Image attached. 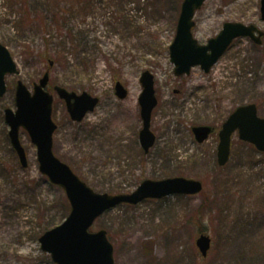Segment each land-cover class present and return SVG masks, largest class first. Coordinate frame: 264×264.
Wrapping results in <instances>:
<instances>
[{
  "label": "rangeland",
  "instance_id": "374dc122",
  "mask_svg": "<svg viewBox=\"0 0 264 264\" xmlns=\"http://www.w3.org/2000/svg\"><path fill=\"white\" fill-rule=\"evenodd\" d=\"M184 0H0V45L19 70L6 77L0 97V264H55L40 238L61 225L71 206L63 188L40 171L27 131L23 168L13 149L5 111L17 110L16 84L34 85L50 69L54 97V153L98 194H131L146 180H199V195H172L104 213L91 231L105 230L115 264H264V154L232 139L229 163L217 162L219 131L237 108L255 104L264 118V38L236 39L205 73L200 66L178 77L171 62ZM226 23L264 32L261 0H206L195 16L194 38H216ZM49 60L54 62L49 67ZM154 77L157 106L151 131L156 143L145 154L141 77ZM120 82L127 97L120 99ZM60 86L99 99L96 109L74 122L54 91ZM211 126L204 143L193 128ZM211 238L203 257L200 235Z\"/></svg>",
  "mask_w": 264,
  "mask_h": 264
},
{
  "label": "water",
  "instance_id": "95a60500",
  "mask_svg": "<svg viewBox=\"0 0 264 264\" xmlns=\"http://www.w3.org/2000/svg\"><path fill=\"white\" fill-rule=\"evenodd\" d=\"M206 0H184L178 20L177 33L170 47L171 62L175 66V75H190L192 69L200 66L209 73L228 51L234 40L249 37L257 44L261 43L263 32L254 25L226 23L220 34L201 45L194 38L195 16ZM262 20L264 21V0L261 1ZM257 32L259 35L257 36ZM50 67L54 65L49 61ZM19 74L17 64L9 50L0 45V97L7 93L6 77ZM50 72H46L34 85V92L19 81L16 86V108L5 111V119L10 128L9 137L23 168L28 166V156L20 140L23 128L28 132L32 143L37 147L40 171L49 181L66 192L71 206L68 218L58 227L46 232L40 238L41 248L48 253L55 264H115L114 247L105 230L92 232L91 228L98 218L119 205L136 206L146 200H161L172 195L195 196L203 191V183L184 177L168 178L161 181H144L131 194H98L77 176L66 163L54 153V133L57 125L53 121V95L47 90ZM143 92L140 96L143 128L140 131V143L149 153L156 143L151 131V118L157 106L154 77L144 72L141 77ZM58 96L65 101L68 113L74 122H82L99 104V99L88 93L78 95L63 87L56 86ZM116 94L120 99L127 97V90L118 82ZM210 126L193 128L198 143H204L212 134ZM238 132L239 139L253 145L264 153V118L258 114L255 104L237 108L224 122L219 132L217 153L218 164L224 167L231 157L232 138ZM211 238L202 234L196 241L203 257L211 249Z\"/></svg>",
  "mask_w": 264,
  "mask_h": 264
},
{
  "label": "flooded vegetation",
  "instance_id": "af4514ba",
  "mask_svg": "<svg viewBox=\"0 0 264 264\" xmlns=\"http://www.w3.org/2000/svg\"><path fill=\"white\" fill-rule=\"evenodd\" d=\"M258 31L262 32V31L259 30V29H258ZM263 33H264V32H263ZM256 34H257V36H258V35H259V32H257ZM263 38H264V36L261 37V43H260V44H262V42H263ZM250 39H251V38H250ZM251 40H252V39H251ZM252 41L255 42L254 40H252ZM255 43H256V42H255ZM256 44H257V43H256ZM260 44H258V45H260ZM3 46H4V45H3ZM6 48H7V47H6ZM9 52H10V51H9ZM45 73H46V72H45ZM45 73H44V74H45ZM39 81H40V80H39ZM18 82H19V81H18ZM18 82H17V83H18ZM49 84H50V82H49ZM48 88H49V86H48ZM55 88H56V86H54V91H55ZM124 88H125V87H124ZM115 91H116V87H115ZM127 93H128V92H127ZM116 95H117V94H116ZM210 127H211V126H210ZM212 130H213V132H214L213 127H212ZM213 132H212V134H213Z\"/></svg>",
  "mask_w": 264,
  "mask_h": 264
}]
</instances>
